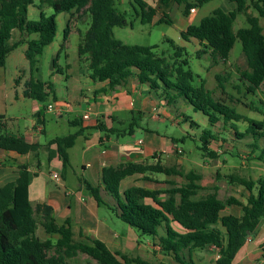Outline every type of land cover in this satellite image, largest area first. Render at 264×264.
<instances>
[{
  "label": "trees",
  "instance_id": "trees-1",
  "mask_svg": "<svg viewBox=\"0 0 264 264\" xmlns=\"http://www.w3.org/2000/svg\"><path fill=\"white\" fill-rule=\"evenodd\" d=\"M140 7L142 23L152 22L157 9L144 0H134ZM167 4L171 0H160ZM181 6L183 16H188L190 8H199L208 0H172ZM236 4V9L224 11L214 9L211 14L201 18L197 24H189L180 31L185 42L192 39L200 48L197 55L209 54L212 64L225 63L236 39L241 43L247 69L241 71L242 80L247 83V90L254 93L264 82V25L259 19L264 17V0H229ZM51 7L46 14L42 5ZM35 5L38 18L29 19L28 7ZM254 9L256 15L248 12ZM82 11L89 16V26L79 36L77 53L85 57L93 81L105 82L106 89L114 90L130 78L146 84L166 103L171 104L177 98H183L194 111L202 112L211 127L219 121L233 129L237 139L250 137V146L257 150L255 158L264 164V145L259 146V139H264V119L255 120L238 113L226 103V99L213 98L210 90L200 80L199 86H193V72L188 67L185 46L175 45L166 40L172 48L171 53L156 52L157 45L126 44L113 36L114 27L126 24L124 14L118 11L115 0H0V69L5 67L7 55L19 45L25 44L24 57L28 61L30 77L25 82L24 96L45 102L49 95L56 99L51 82L42 81L34 76L38 57L43 48L54 38L57 30L56 15L62 12L70 16ZM238 13L245 15L247 27L233 30V22ZM172 20L162 13L156 23ZM12 30H17L20 37L11 45L8 40ZM71 31L70 20L63 29V41ZM35 35L34 38H30ZM64 44H61L63 47ZM56 58L53 60L55 66ZM217 88L224 92V75H215ZM0 116V149L15 151L19 154L34 153L40 147L25 139L6 133L5 122ZM188 118L184 117L186 121ZM245 124L239 132L235 123ZM79 125L80 119L70 122ZM80 126V125H79ZM197 126L190 121V127ZM94 128L104 132L128 134L132 125L123 130L107 129L103 124ZM83 128L63 136H56L48 142L54 144L61 160L62 171L69 167L68 149L74 144ZM202 156L216 159L220 152L210 144L221 139L212 129H204L199 136ZM183 138L181 139V141ZM18 176L15 180L0 186V264H66V259L82 253L93 259L96 264H148L139 256H129L120 251H111L106 244L94 237L80 234L83 239L75 240L69 218L57 223L53 208L45 203L32 206L29 200V184L35 175L26 164L17 165ZM179 176L182 184L167 181L170 186L162 189H149L131 185L120 191V182L132 175L140 179L153 180L151 174ZM201 175L193 170L183 171L178 166H165L160 161L127 162L104 166L101 170L103 190L113 199L106 202L100 195V188L84 182L85 189L98 205L112 211L116 217L143 235L150 236L151 246L173 260L158 264H198L192 256L193 251L213 247L217 257L211 264H233L240 249L252 236L258 223L264 218V176L254 181L238 175L229 176V182L241 185L247 191L245 202L235 196L219 199L215 191L198 196L203 187L199 183ZM163 194V197H160ZM236 206L239 214L224 213L227 207ZM40 222L45 234L56 235L41 240L36 235ZM264 257V246H261Z\"/></svg>",
  "mask_w": 264,
  "mask_h": 264
},
{
  "label": "rangeland",
  "instance_id": "rangeland-1",
  "mask_svg": "<svg viewBox=\"0 0 264 264\" xmlns=\"http://www.w3.org/2000/svg\"><path fill=\"white\" fill-rule=\"evenodd\" d=\"M144 1L147 3L154 2V0ZM34 3L39 4V0H34ZM115 6L119 12L124 14L126 20L124 26L114 27L112 29L113 36L116 39L126 44L157 45L156 52L158 53L163 51L165 53L172 52L170 43L166 40H171L175 45L185 46V57L188 60V67L194 75V80L192 82L193 86H199L200 80L202 79L205 88L210 90L213 98L218 99V97H222L226 99V103L243 116L255 120L264 119V82L254 93L247 90V83H245L240 76L241 71L247 69V63L242 53L239 39H236L234 42L228 55V60L225 63L219 62L218 64H212L211 57L208 53L197 55V50L200 48L198 43L192 41L185 42L181 39L180 31L183 29L185 22V17L180 13L181 7L179 10L173 3L168 9L171 11V23H142L139 14L140 7L134 0H115ZM235 6V3L229 0H208L197 9L196 16L192 22L197 24L200 18L211 14L216 8H220L224 11H231L235 9ZM42 10L46 14L52 11L51 7L47 4L42 5ZM249 11L253 13V15L257 14L254 9H250ZM159 14L161 15L160 12ZM38 15L37 8H29V19L35 20L38 18ZM67 19L70 20V27L73 32L69 33L66 41H63V29ZM55 20L57 25L55 38L52 43L44 47L42 54L39 55L37 64L38 72L35 74V77L45 82H51L58 97L64 98L70 102L74 112L65 113L64 117L72 119L81 111V107H85V102L80 95L79 89L82 88L83 91L87 90L89 86L93 84L92 80L89 79L87 75L90 73L87 61L80 58L77 53L79 36L84 34L89 26L90 20L89 16L87 17L84 15L82 11L74 12L72 16L62 12L56 15ZM260 23L264 25V17L260 18ZM247 26L245 15L243 13H238L233 22V30L236 31L240 27ZM15 33L17 32L15 31ZM13 39L10 38L9 42L13 41ZM61 44H64V47L60 51L55 61L56 65L54 66L53 60ZM67 65L69 66L67 67ZM28 71V61L22 55V46H19L8 54L5 67L0 69L1 82L6 86L10 84L14 78L15 72L20 74V79H28ZM217 74L224 75L226 79L224 83V92L216 86L217 82L215 80V75ZM49 101H51V95L48 96L45 102H38L40 104V112L45 118L47 133L52 132L50 124L58 118L53 112L45 109ZM169 108L171 117L175 116L174 113L179 115L178 124L165 118L151 120L148 115L143 124L145 129L158 130L161 134L166 132V135L177 139L179 147L183 150L178 157L181 156L183 158L179 164H176L177 162L175 159L170 160L169 163L177 165L185 172L193 170L201 175L199 183L203 188L199 190L197 197L215 191L219 199L235 196L237 199L245 202L248 191L241 185L229 182V176L238 175L254 181L264 176V164L255 158L259 149L255 150L250 146L252 139L250 137L237 139L233 129L227 124L223 125L222 121H219L215 128L211 127L207 117L200 111H194L183 98H177L175 101L171 102ZM6 117L8 131L16 132L17 129L22 130L24 125L26 126V124H29V119L31 117L30 101L26 100L25 102H18L15 105L9 106ZM184 117L188 119L185 121ZM190 121L195 122L197 126L190 127ZM235 124L238 125V131L243 132L245 124H243L242 121ZM66 126V124L61 123L59 129H64ZM204 129H212V131L218 134V138H220V136L224 138L223 141L219 139L212 144L213 148L216 150L219 149L218 151L220 152V156L216 159L203 157L202 152L199 150L201 145L199 136ZM43 137L42 140H44ZM182 138L183 140L181 141ZM258 143L259 146L264 145V139H259ZM39 159L43 162L41 172L44 174L48 173L50 166L42 156H40ZM163 176L164 174L161 173L152 175L158 182L165 181V183L141 181L138 180L137 177H133L128 179L129 181H126V186L139 184L149 188L164 190L170 186L166 183L168 180L177 184H182L184 182V179L179 176ZM50 183L54 185V181ZM122 185L124 186V182ZM160 197H163V195ZM223 212L239 214L240 209L236 206H231L227 207ZM97 213L118 237L128 238L138 243L136 247L124 249L123 252L125 254L129 256H139L146 260L148 264H158L160 262L173 263L170 257L162 255L157 248L148 244L152 239L150 236L143 235L135 228L130 227L105 206L100 205ZM36 235L41 240L47 237L56 238V235L49 236L44 233L39 220L36 228ZM74 239L79 240V237L75 235ZM193 255L199 264H211L217 257L213 247L195 250ZM66 264H96V262L85 254L77 253L76 256L67 258ZM235 264L242 263L237 261ZM254 264L261 263L258 260L255 261Z\"/></svg>",
  "mask_w": 264,
  "mask_h": 264
},
{
  "label": "crops",
  "instance_id": "crops-1",
  "mask_svg": "<svg viewBox=\"0 0 264 264\" xmlns=\"http://www.w3.org/2000/svg\"><path fill=\"white\" fill-rule=\"evenodd\" d=\"M173 3L172 0L167 4H161L160 0L147 3L157 9L156 15L150 23H156V20L161 17L162 13H166L170 18L171 11L168 9ZM174 4L180 10L181 6L176 3ZM30 7L36 8L35 5H30L28 7V12ZM197 9L198 8H195V12L192 14L189 13L188 16H183L180 10L181 15L185 17L183 29L191 23L194 24L192 21H194ZM249 10L248 12H250ZM200 20L201 18L199 21ZM15 31L17 33H15ZM71 32H73L72 29L70 33ZM19 37V32L17 30H12L10 38L13 39V41L10 40L11 42H9L8 40V45L14 43ZM34 37L35 35L30 36V38ZM53 40L50 43H52ZM191 41L198 43L194 39ZM19 46H22V55L24 56L26 45L22 44ZM63 47H60L56 53V59ZM83 59H85V57H83ZM68 66L69 65H67V67ZM37 72L38 66L37 70L34 72V76ZM89 74L90 73L87 74L88 77ZM29 77L30 72L28 71V79ZM20 78V74L15 72L13 80L7 86L1 82L0 78V116H3L1 120L5 122V131L7 134L21 137L30 143H37L40 147L34 153L29 152L25 154L0 149V186L16 179L18 176V164H26L28 170L35 174L28 188L31 205L35 206L38 203L50 205L53 208L57 223H61L65 218H69L73 237L77 235L79 239H82L83 236L81 237L80 234H83L98 238L102 240L111 251L123 252L124 249L136 247L138 245L137 242L128 238L118 237L115 232L104 223L103 219L98 216L97 211L100 205L89 195L85 189L84 182L99 187L101 197L106 202L113 203L112 197L102 188L101 170L104 166L127 162L153 163L156 161H160L165 166H177L169 163L170 160L175 159L177 162L176 164H179L183 158L181 156L178 157L183 150L179 147L177 139L166 135V132L161 134L158 130L145 129L143 124L147 115L151 120L165 118L178 124L179 115L174 113L175 116L171 117L169 112L170 105L166 104L158 94L149 89L146 84L139 83L135 78L128 79L125 84L116 87L114 90H104L106 89L105 82L93 81L89 77L93 84L89 86L87 90L83 91L82 88L79 89L80 95L85 102V107H81V111L72 119L64 117L65 113L74 112L70 102L64 98L58 97L54 90L57 98H51V101L63 100L66 101L69 106L51 111L58 118L50 124L52 132L47 133L45 118L40 112L39 103L42 102L24 96L23 91L25 89V82L28 79L25 78L22 80ZM26 100L30 101L31 107L29 124H26V126L24 125L22 130L17 129L16 132L8 131L6 117L8 107L18 102H25ZM83 114H87L88 118H82ZM76 118L80 119V126L70 123ZM61 123L66 124V128L59 129ZM98 123L103 124L107 129L123 130L130 125H132L133 129L132 132L128 134L109 133L94 128ZM79 127L83 128L84 133L78 135L74 144L68 149L69 167L63 172L61 160L58 155L54 153L55 145H48V142L56 136L74 133ZM42 137L44 140H42ZM212 144L213 142L210 144V147L214 149ZM40 156H42L50 166V170L46 174L41 172L43 162L39 159ZM54 172L57 173L56 178L52 177ZM152 175L157 174H151V177ZM133 177H137V179L141 181H146L140 179V176L136 174L128 176L120 182V191L127 188L126 181H129L128 179ZM163 177L167 176L164 175ZM152 179L156 180L153 177ZM52 181H54V185L50 183ZM123 182L124 186L122 185ZM151 182L157 183L158 181ZM158 183H165V181ZM132 185L145 187L139 184ZM162 195L163 194H161V196ZM148 244L151 245V243ZM261 246H264V218L258 223L251 241L246 242L237 253L233 264L237 261H240L242 264H254V262L258 260L261 264H264ZM192 256L197 262L193 253Z\"/></svg>",
  "mask_w": 264,
  "mask_h": 264
},
{
  "label": "built area",
  "instance_id": "built-area-1",
  "mask_svg": "<svg viewBox=\"0 0 264 264\" xmlns=\"http://www.w3.org/2000/svg\"><path fill=\"white\" fill-rule=\"evenodd\" d=\"M195 12V8H190V12L189 13H194ZM69 104L66 102V101H63V100H52L50 101L49 103L46 104V110L47 111H55V110H58L60 108H64V107H68ZM82 118H88V115L87 114H83L82 115ZM52 177L53 178H56L57 177V173H53L52 174ZM251 241V236L247 237V240L246 242H249Z\"/></svg>",
  "mask_w": 264,
  "mask_h": 264
}]
</instances>
